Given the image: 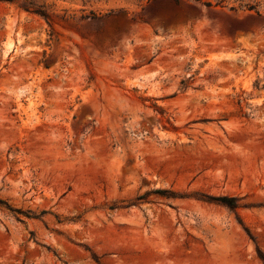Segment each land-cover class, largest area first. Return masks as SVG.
<instances>
[{
    "label": "rangeland",
    "instance_id": "rangeland-1",
    "mask_svg": "<svg viewBox=\"0 0 264 264\" xmlns=\"http://www.w3.org/2000/svg\"><path fill=\"white\" fill-rule=\"evenodd\" d=\"M201 1L0 0V264H264V0Z\"/></svg>",
    "mask_w": 264,
    "mask_h": 264
},
{
    "label": "trees",
    "instance_id": "trees-1",
    "mask_svg": "<svg viewBox=\"0 0 264 264\" xmlns=\"http://www.w3.org/2000/svg\"><path fill=\"white\" fill-rule=\"evenodd\" d=\"M146 1H147L146 5H144L142 7L143 10L153 8L154 6H156L158 3H160L163 0H146ZM169 1L173 4V6H174V8H176V10L167 12L165 19L168 22L176 21V19H178L179 15H182L187 20L192 15H194V17L201 15V8L197 5V3H205V5L209 8V10H213L212 4L210 2H202L201 0H192L193 2H191V0H169ZM22 7L25 10L31 9L30 6H28L27 4H23ZM32 11H34L35 13L40 14L44 18L48 19V14L44 10H41L39 8L38 9L33 8ZM159 11L160 10L152 9L151 13H152V15H155V14L159 13ZM248 17L254 18V19H263L264 18L262 16V14L258 11L256 12L255 15L251 14Z\"/></svg>",
    "mask_w": 264,
    "mask_h": 264
}]
</instances>
